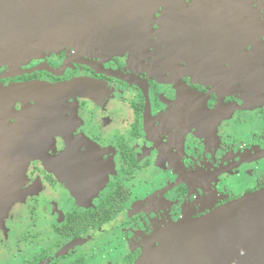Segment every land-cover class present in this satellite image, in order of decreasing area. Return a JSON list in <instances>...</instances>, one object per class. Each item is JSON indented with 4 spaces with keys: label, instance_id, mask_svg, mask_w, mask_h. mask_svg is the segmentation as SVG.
<instances>
[{
    "label": "flooded vegetation",
    "instance_id": "1",
    "mask_svg": "<svg viewBox=\"0 0 264 264\" xmlns=\"http://www.w3.org/2000/svg\"><path fill=\"white\" fill-rule=\"evenodd\" d=\"M185 4L140 53L0 65V264H137L264 190V0Z\"/></svg>",
    "mask_w": 264,
    "mask_h": 264
},
{
    "label": "water",
    "instance_id": "2",
    "mask_svg": "<svg viewBox=\"0 0 264 264\" xmlns=\"http://www.w3.org/2000/svg\"><path fill=\"white\" fill-rule=\"evenodd\" d=\"M186 0H0V65L39 59L72 45L114 55L150 44L156 13ZM245 9V4L242 5ZM105 52V53H104ZM137 264H264V190L172 226Z\"/></svg>",
    "mask_w": 264,
    "mask_h": 264
}]
</instances>
